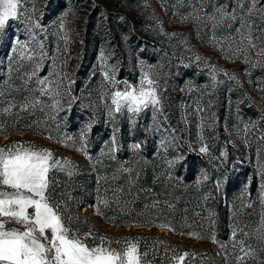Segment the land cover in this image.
Segmentation results:
<instances>
[{
  "label": "rangeland",
  "instance_id": "obj_1",
  "mask_svg": "<svg viewBox=\"0 0 264 264\" xmlns=\"http://www.w3.org/2000/svg\"><path fill=\"white\" fill-rule=\"evenodd\" d=\"M24 9L42 28L30 29V22L22 16L0 31V44L14 43L12 48H0V129L6 132L0 133V148L14 142L33 144L38 149H50L55 159L67 158L75 166H84L87 156L76 150L81 133L87 135L89 125L108 121L113 123L111 132L121 125L129 132L136 126L159 137L182 138L191 151L201 153L200 147L206 146L208 152L202 154L213 169L226 164L238 168L243 164L241 159L252 165L264 162V56L252 52L250 63L241 58L228 60L218 48L202 43L208 35L203 31L198 35L191 21L179 22L191 11L189 0H24ZM17 39L29 47L20 49ZM37 41H42L46 53L37 76L46 77L53 92H59L54 97L59 101L55 108L53 97L38 91L41 86L36 77L26 87L21 79H27L24 74L35 67L34 61L24 57L31 54ZM13 48L17 49L15 53ZM196 55L209 59L197 63ZM256 61L262 63L253 66ZM212 65L229 73L218 72L214 86ZM106 71L114 77L115 86L105 79ZM143 73L157 81L161 109L149 106L137 115L126 111L109 115L111 93L123 90L126 84L138 88ZM12 90L16 96H11ZM76 102L80 128L74 135L67 133L63 125ZM54 173L59 172L53 170L50 176ZM57 181L54 195L63 198L77 218L71 222L72 228L81 234L91 231L96 244L104 236L116 249L126 247L116 241L132 238L138 244L141 264H226V260L237 264L236 257L243 255L239 245L233 248V230L227 237H220L212 226H202L214 214L203 213L198 206L183 214L173 210L169 219L156 211L149 216H130L137 221L113 223L97 211L98 205L79 208L75 177ZM94 192L93 187L88 188V194ZM95 200L100 205L105 197L96 195ZM260 205L262 216L264 204ZM222 206L242 204L224 201ZM224 213L230 221L242 216ZM139 216L147 222L139 221ZM244 233L237 229L236 240H243L248 248L251 235ZM249 258L254 260L246 257L245 263L251 262ZM259 258L264 261V256Z\"/></svg>",
  "mask_w": 264,
  "mask_h": 264
},
{
  "label": "snow or ice",
  "instance_id": "obj_2",
  "mask_svg": "<svg viewBox=\"0 0 264 264\" xmlns=\"http://www.w3.org/2000/svg\"><path fill=\"white\" fill-rule=\"evenodd\" d=\"M189 4L191 11L181 16L179 22L191 21L198 35L203 31L209 36L208 40L202 39L201 42L209 44L214 49L218 48L225 59L241 58L245 63H250L252 52L264 56V0H224L222 3L219 0H207V3L205 0H189ZM66 15L65 13L61 18V28L64 27ZM22 16L30 22V29L42 28V25L28 14V10L24 9V0H0V31H3L10 21L18 20ZM171 35L175 36L176 33ZM32 39L35 40V35ZM16 44L20 49L29 47L19 39ZM16 50L12 49L14 53ZM45 55L42 41H37L31 54L24 57L34 61L35 67L31 73L24 74L27 79L23 76L21 79L26 87L29 81L36 77V83L41 86L38 91L43 95L52 96V106L55 108L59 101L54 97L59 95V92H53L48 86L51 82L46 77L37 76ZM101 58H104L103 53ZM208 59L200 55L195 56L197 63L202 60L207 63ZM261 63L256 61L253 66ZM221 71L229 75L224 69H218L215 65L210 66L213 86L216 74ZM104 77L115 86L114 77L107 71L104 72ZM229 78L236 80L235 76ZM110 99L109 115L123 111L137 115L149 106L161 109L157 81L150 78L148 73H143L138 88L126 84L123 90L113 91ZM0 133L6 135L2 129ZM85 137L86 133L82 132L81 144L76 150L87 156ZM163 143L162 141V145ZM72 146L75 147V143ZM132 147L138 149L139 145ZM117 150L118 144L113 136L108 153L102 154L111 155ZM199 151L207 154L208 148L202 146ZM172 163L174 162L169 161L170 165ZM75 167L71 160L55 159L50 149H38L33 144L25 146L20 142H14L0 148V264H141L138 244L134 243L132 238L126 237L124 241H116L118 244H126V247L116 249L111 247L113 242L106 237L100 236V242L96 244L94 243L96 238L91 231L81 234L79 229L70 226L73 219L77 218L71 215L67 202L63 198L57 199L54 195L55 183L50 178V173L55 170L65 172L71 177L74 175ZM261 172L264 174V168ZM260 199L264 204V185H261ZM99 202L107 205V200ZM239 231L243 232V229ZM256 231L260 233L257 238L264 243V215L261 216ZM244 235L247 236L248 233ZM231 236L233 248L239 245V251L243 254L236 257L237 264H245L246 257L253 258L256 264H264V261L255 255L251 246L245 248L243 240H236L235 227ZM89 239L93 240L92 244L87 243ZM211 239L216 242L215 236ZM260 251L264 252V247Z\"/></svg>",
  "mask_w": 264,
  "mask_h": 264
},
{
  "label": "trees",
  "instance_id": "obj_3",
  "mask_svg": "<svg viewBox=\"0 0 264 264\" xmlns=\"http://www.w3.org/2000/svg\"><path fill=\"white\" fill-rule=\"evenodd\" d=\"M13 46V42L0 44L1 49ZM5 78L6 75L3 80ZM10 93L11 96L17 94L13 90ZM77 106L79 102L72 104L63 125L67 133L74 135L80 128L79 116L75 113ZM112 125L108 121L93 123L85 137L88 163L76 166L71 176L75 177L78 185L74 194L78 196L79 208L82 205L86 209L89 205H98L102 215L113 223H126L137 221L130 218L136 214L149 216L157 211L160 217L169 219L173 210L183 214L198 206L203 213L214 214L202 226H212L220 237H227L234 227L243 229L251 235L248 246L256 251L255 255L264 256V252L260 251L264 243L253 238L258 234L256 229L261 220L260 189L264 185L261 169L264 162L252 165L241 159L243 164L238 168L226 164L213 169L202 153L188 150L182 138L159 137L145 133L136 126L129 132L121 125L111 132ZM113 136L118 150L111 155L102 154L108 153ZM133 145H139V148L134 149ZM169 161L174 163L170 165ZM201 176V181H197ZM50 178L58 183L59 178L69 180L70 177L65 172H59ZM90 187L95 191L93 195L88 194ZM96 195L105 197L107 205H99L95 200ZM224 201L242 204V207L224 208ZM226 211L242 216L239 220L230 221L225 216ZM141 216L139 221L147 222ZM225 263L234 264L227 260ZM245 264H256V261Z\"/></svg>",
  "mask_w": 264,
  "mask_h": 264
}]
</instances>
